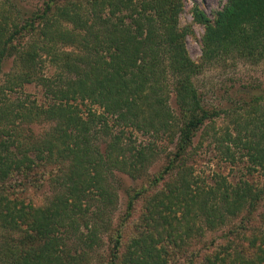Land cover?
<instances>
[{"label": "trees", "instance_id": "trees-1", "mask_svg": "<svg viewBox=\"0 0 264 264\" xmlns=\"http://www.w3.org/2000/svg\"><path fill=\"white\" fill-rule=\"evenodd\" d=\"M182 11V0H43L27 14L18 0H0V72L8 61L14 67L7 87L39 82L52 102L0 106V264H92L101 235L112 228L109 212L117 193L109 177L140 178L157 154L126 144V128L164 135L174 152L151 179L154 192L141 199L137 236L122 251L117 232L107 264H168L174 251L200 246L206 231L232 218L242 217V225L252 219L250 209L262 198L247 182L232 187L220 177L205 189L186 166L195 134L220 113L205 109L194 85L201 66L185 49L191 31L179 25ZM191 16L204 29L202 64L231 54L252 63L264 58V0H227L211 19L194 6ZM57 44L71 50L59 52ZM43 55L59 70L56 81L40 75ZM85 102L103 113L82 110ZM262 102L261 96L247 100L251 112L244 125L238 120L236 135L225 133L229 143L246 150L254 170H264ZM106 115L121 128L117 134L109 132ZM42 121L54 125L28 147L9 134L16 122ZM97 129L109 139L103 152L90 141ZM225 151L232 158L229 146ZM37 168L45 173L36 172V178L46 175L53 187L46 204L10 191L33 185ZM145 191L128 195L126 215ZM229 233L243 244L224 238L226 246L205 256V264H264V228L249 237H239V229Z\"/></svg>", "mask_w": 264, "mask_h": 264}, {"label": "rangeland", "instance_id": "rangeland-1", "mask_svg": "<svg viewBox=\"0 0 264 264\" xmlns=\"http://www.w3.org/2000/svg\"><path fill=\"white\" fill-rule=\"evenodd\" d=\"M42 1L18 0V4L23 12L28 14L37 8H41ZM226 1L182 0L183 11L179 16V25L181 28L188 27L191 31L185 37V49L190 60L201 66L198 75L193 78L194 85L201 96L205 109L220 113L218 117L207 122L195 134L189 150L192 152L186 157L188 159L186 166L192 169L193 175L198 180V184L205 189L214 188L216 186V179L220 177L226 179V182L232 187L239 184V182L245 181L262 199L258 201L255 209H250L251 220L243 221L242 225L240 222L242 217L232 218L217 230L206 231L200 246L196 248L197 245H195L191 248L193 251L186 250L177 254L174 251L175 253H171L172 255L169 254L166 258L168 264H205V256L210 255L212 251H219L221 247L226 246L223 240L227 239L224 238L231 237L235 244H243L239 242L238 237L234 239L229 231L239 229L242 232L239 237H249L258 235L264 228V220L262 217L264 214V170H254L249 163L246 150L240 145L234 147L225 139L226 131L231 133L232 136L236 135V121L238 122L240 120V125H244L245 119L249 116L248 113L251 112L250 108L247 107V100L261 96L263 102L260 107L263 108L264 106V58L258 63H252L236 54H231L227 58H224V60H218L210 65L202 64V60L200 59V43L204 29L195 24L191 16V9L197 6L211 19L215 12L222 9ZM56 46V50L59 52L71 50L70 47L61 44H57ZM13 68V63L8 61L0 72V106L25 102L29 105L34 103L37 106L47 107L52 103L48 92L39 82L24 84L21 87L10 90L7 86L8 82L11 81L10 76L13 75ZM58 73L59 70L50 62L49 57L46 55L41 56L40 75L43 78L56 81L58 79ZM68 76L64 74L61 77L67 78ZM168 103L171 110L175 112L174 95L172 93L169 95ZM79 107L84 111L91 109L96 111V113H103L102 109L96 106H90L87 102L81 104ZM106 116L108 117L109 132L117 134L121 128L115 125L113 122L114 119L111 116ZM18 124V122L15 123V129L12 132L9 131V134L12 136L11 138L18 139L19 143L27 147L30 142H40L54 125L52 122L44 121L22 126ZM123 131L126 135V144L130 147L136 149L151 147L154 148L157 154L140 178L133 179L123 173H114V177H109V181L115 186L117 193V200L109 212L112 228L107 234L101 235V247L91 255L92 260L90 263L92 264H107L109 250L116 238L117 232L121 236L122 251L128 245L129 240L137 236L135 230L143 203L141 199L144 194L149 195L154 192L150 186V181L166 166L168 156L174 152V144H170L165 137L163 138L162 136L164 135L159 134L155 137L156 135L144 134L130 128H126ZM254 132L256 133V129H254ZM249 135L251 134L243 135L242 138H247ZM221 140L224 142H219ZM90 141L95 147L97 146L99 151L103 152L109 139L103 130L97 129L96 133L90 134ZM226 146H229L232 158H227ZM12 149L15 150V148ZM36 172L45 173L43 169H34L32 174L36 181L33 185H27L28 187L25 191L19 193L17 187H12L7 183L3 186L4 192H6V186H10V191L17 192L18 194L16 196L19 198L35 204H46L48 198L52 195L53 187L46 181V175H44L45 177L41 176L40 178H36ZM40 179L43 180L42 184L39 183ZM143 189L146 190L145 193L133 201V207L126 215L128 195L130 193L133 194L135 190L139 191ZM11 196L13 198L15 197L13 194ZM3 234L5 235L0 230V243L3 239ZM213 239H215L214 243L212 242Z\"/></svg>", "mask_w": 264, "mask_h": 264}]
</instances>
